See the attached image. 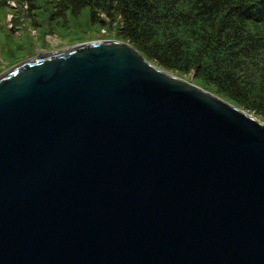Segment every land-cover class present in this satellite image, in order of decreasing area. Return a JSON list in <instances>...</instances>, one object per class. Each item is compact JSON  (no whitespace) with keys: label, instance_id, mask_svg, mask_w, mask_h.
Masks as SVG:
<instances>
[{"label":"water","instance_id":"95a60500","mask_svg":"<svg viewBox=\"0 0 264 264\" xmlns=\"http://www.w3.org/2000/svg\"><path fill=\"white\" fill-rule=\"evenodd\" d=\"M0 264H264V121L116 40L16 65Z\"/></svg>","mask_w":264,"mask_h":264},{"label":"trees","instance_id":"16d2710c","mask_svg":"<svg viewBox=\"0 0 264 264\" xmlns=\"http://www.w3.org/2000/svg\"><path fill=\"white\" fill-rule=\"evenodd\" d=\"M25 1L33 26L53 23L56 7L116 21L121 39L148 60L182 77L193 73L192 82L264 118V0Z\"/></svg>","mask_w":264,"mask_h":264},{"label":"rangeland","instance_id":"374dc122","mask_svg":"<svg viewBox=\"0 0 264 264\" xmlns=\"http://www.w3.org/2000/svg\"><path fill=\"white\" fill-rule=\"evenodd\" d=\"M6 4L9 7L3 9L0 13V75L27 60L84 42L116 40L129 43L121 39L120 29L116 21L108 20L104 23L103 18L105 17H101L97 22H94L88 16V10L78 16H66L61 13L60 8L56 7L53 23L52 21L51 23L44 21L46 26L44 23L33 26L30 21L36 24V20L33 19L35 15H32L33 13L27 1L7 0ZM56 15L66 18V21L65 19L58 21ZM129 44L133 45L132 43ZM159 68L167 72H173ZM175 74L180 76L177 73ZM191 74L184 76V78L192 81L193 75ZM242 109L264 121V118L255 112L245 108Z\"/></svg>","mask_w":264,"mask_h":264},{"label":"bare ground","instance_id":"6f19581e","mask_svg":"<svg viewBox=\"0 0 264 264\" xmlns=\"http://www.w3.org/2000/svg\"><path fill=\"white\" fill-rule=\"evenodd\" d=\"M7 71H8V70H7ZM7 71H6V72H7ZM170 73H172L173 75H175V76H176V74H175V73H173V72H170Z\"/></svg>","mask_w":264,"mask_h":264}]
</instances>
